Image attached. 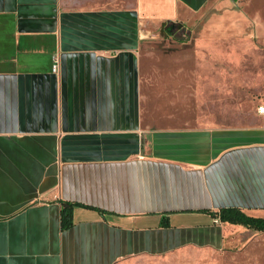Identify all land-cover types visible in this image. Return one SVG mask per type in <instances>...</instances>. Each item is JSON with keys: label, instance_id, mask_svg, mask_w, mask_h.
<instances>
[{"label": "crops", "instance_id": "0c3cea01", "mask_svg": "<svg viewBox=\"0 0 264 264\" xmlns=\"http://www.w3.org/2000/svg\"><path fill=\"white\" fill-rule=\"evenodd\" d=\"M235 4L264 27V0H0V264H264L217 215L264 218V125L203 114ZM165 22L194 49L148 69Z\"/></svg>", "mask_w": 264, "mask_h": 264}, {"label": "rangeland", "instance_id": "374dc122", "mask_svg": "<svg viewBox=\"0 0 264 264\" xmlns=\"http://www.w3.org/2000/svg\"><path fill=\"white\" fill-rule=\"evenodd\" d=\"M223 15L218 17H225L229 21L225 27L228 34L210 37L206 45L222 51L215 65L218 71L212 76L218 82L228 79V89L220 90L216 104L205 105L203 114L220 125H264V113L259 111L264 109V27L255 30L253 20L257 18L256 15L236 4L229 14ZM206 16L214 17V14L207 13ZM163 36L161 30L145 33L148 44L143 47L142 58L148 69L150 61L155 58L161 60L169 49H194V41L190 38L188 45L172 48Z\"/></svg>", "mask_w": 264, "mask_h": 264}, {"label": "trees", "instance_id": "16d2710c", "mask_svg": "<svg viewBox=\"0 0 264 264\" xmlns=\"http://www.w3.org/2000/svg\"><path fill=\"white\" fill-rule=\"evenodd\" d=\"M161 32L166 37H172L177 41H186L188 33H184L181 25L173 22H165L161 26ZM71 204H64L61 211V226L68 228L72 226V210ZM217 215L221 222L242 225L254 231L264 232V218H256L247 215L237 208H221L217 211Z\"/></svg>", "mask_w": 264, "mask_h": 264}, {"label": "built area", "instance_id": "2783aa9c", "mask_svg": "<svg viewBox=\"0 0 264 264\" xmlns=\"http://www.w3.org/2000/svg\"><path fill=\"white\" fill-rule=\"evenodd\" d=\"M56 57L53 58L52 72H57L58 64ZM260 113H264V109L259 110Z\"/></svg>", "mask_w": 264, "mask_h": 264}]
</instances>
